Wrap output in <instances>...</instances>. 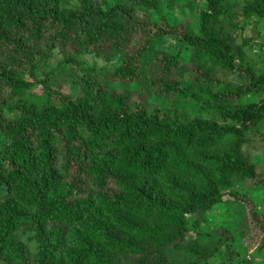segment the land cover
<instances>
[{
    "label": "trees",
    "instance_id": "1",
    "mask_svg": "<svg viewBox=\"0 0 264 264\" xmlns=\"http://www.w3.org/2000/svg\"><path fill=\"white\" fill-rule=\"evenodd\" d=\"M162 1L0 0V264H203L234 239L188 238L226 192L258 179L244 147L264 124V70L234 35L264 24V0H196L194 32L138 19ZM157 37H177L189 62L157 53L145 65ZM217 67L243 86L215 91Z\"/></svg>",
    "mask_w": 264,
    "mask_h": 264
},
{
    "label": "rangeland",
    "instance_id": "2",
    "mask_svg": "<svg viewBox=\"0 0 264 264\" xmlns=\"http://www.w3.org/2000/svg\"><path fill=\"white\" fill-rule=\"evenodd\" d=\"M78 1L79 0H63V5L68 9H74L79 6ZM105 1L106 6L104 9L106 10L111 9L113 6L126 3V0ZM160 8L158 13L137 9L136 15L139 17L138 19L140 21H145V15H148L152 22H159L161 24L162 19L165 18L173 26H184L190 32L198 30L199 16L203 9V3L201 1L163 0ZM151 21L150 23H152ZM251 29L252 27L246 28L245 31L235 34L234 38L237 40L239 46H243L246 40L249 42L244 49L245 55L254 69L260 73L264 70V24L260 27L258 26L259 38H253L251 36ZM250 37L254 40L251 41L249 39ZM239 39H241V44L238 43ZM56 52L57 51L46 59L48 64L55 67L63 58L61 55L58 56ZM157 53L170 55L180 54L184 62H189L191 55L190 49H188L184 43H181L177 37L154 38L151 49L145 59V65H147L151 58ZM94 60L95 59L90 58V62L93 63ZM213 76L216 81L215 86L217 87L215 91L224 87L235 90L244 84V80L238 77L237 73L230 72L222 67H217L213 71ZM24 78L26 81L32 82L28 74H25ZM58 86L59 83L54 85L55 88ZM133 87L134 86L131 88ZM115 88L123 90L126 86L118 84ZM31 92V95H42L43 89L42 87H35ZM63 92L69 94L71 92L70 85L64 88ZM254 98L253 96H248L242 101V104L253 101ZM260 98L261 97L258 99ZM27 100L32 103L36 102L32 98H27ZM19 101L20 99H12L9 102V108L13 110ZM13 117H18V114L15 113ZM193 118H195V115ZM259 135H264V124L263 127L259 129L258 133L248 137L244 147V153L251 158L256 165L258 179H249L242 185H235L234 189L225 193V197L221 204L215 206L212 211L202 216L199 228L196 231H194L191 226L189 240L200 239V237L197 238L199 232L214 236L220 232V230H226L234 238L223 243L217 250V256L203 264H264V232L261 231L254 222L251 212L252 207L250 208L245 205V202H247L246 199H250L256 211L264 217V143H261L262 139ZM231 192L239 193L245 198V201H236L235 198L231 196ZM197 219H199L198 216L190 217L189 224L195 223ZM23 240L27 242L28 237H24ZM206 246L215 249L213 248V241L206 243Z\"/></svg>",
    "mask_w": 264,
    "mask_h": 264
},
{
    "label": "water",
    "instance_id": "3",
    "mask_svg": "<svg viewBox=\"0 0 264 264\" xmlns=\"http://www.w3.org/2000/svg\"><path fill=\"white\" fill-rule=\"evenodd\" d=\"M251 36L253 38H259L260 34L258 32V23L252 22ZM238 43L241 44V39L238 40Z\"/></svg>",
    "mask_w": 264,
    "mask_h": 264
}]
</instances>
